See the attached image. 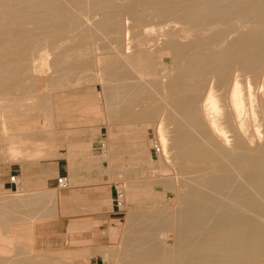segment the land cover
<instances>
[{
	"label": "bare ground",
	"instance_id": "1",
	"mask_svg": "<svg viewBox=\"0 0 264 264\" xmlns=\"http://www.w3.org/2000/svg\"><path fill=\"white\" fill-rule=\"evenodd\" d=\"M67 1L69 2V7L64 5L62 0H4L0 4V51L12 48L11 51H6V55L2 54L3 56L0 57V90L7 83L10 85L8 84L6 88L3 86L5 92L11 87L14 88L20 85V80L18 79L20 71L27 65L29 59L31 65L28 64L38 74L42 73L44 67L48 68L50 63L44 54V47L41 46L43 40L41 41L40 38L44 36L45 38H49V40H53L64 32L74 20L72 10L75 8H80L87 12L93 21L94 31L101 34L102 31L108 28L110 17L113 15L118 16L119 13H122L121 11L127 12L132 17L133 20L131 22L137 21L142 17L140 7L159 15L178 9L182 12V18L196 24H207L206 27L201 29L203 33L204 31H209L207 34L199 35L194 40L187 42L180 41L177 36L167 38L165 48L169 50L173 58H176L178 67L181 69L176 71L171 77L168 76L165 82L162 80L163 75L161 74L163 73L159 72L157 68V64L162 58L160 53L163 49H150V45L152 44L149 43L153 41L150 36L138 39L134 46L129 44L130 48H134L130 52L123 51V49L116 52L115 49L118 47H114V50L110 48L111 51L116 52L113 58L108 56L110 59L104 68L110 80L116 76H124L130 72H134L135 75H138V79H149L156 90L161 89L164 85L166 96L164 98H168V101H165L167 109L163 112V110L160 111V105L148 108L145 106L138 108V106V117L135 119L144 125H146L147 121L152 120L150 123L153 128L154 137L158 141L157 147L159 144L162 147L157 150L161 152V154H158L161 156L163 154L165 159L168 158L167 162L170 163L169 149L174 148L176 152L172 156L179 160L182 169L185 168L180 174L182 176L187 175L186 178L189 179L188 182L187 179L182 178L184 182L187 180V185L182 184L184 185L183 188L186 186L185 191L182 196L180 195L183 197V209L175 214H170L168 211L160 212L161 214L157 218L163 227L165 226L164 229L168 228L175 233L173 237L174 242L171 247L164 250L161 246L162 243L159 245L158 242L153 245H149V242L148 247H144V243L149 240L144 235L138 236L139 238L136 240H131L133 250L131 258L124 260L121 264H264V24H261V21L264 19V4H259L260 0H135L124 6H119L112 0ZM20 3L26 4L27 8L20 7ZM95 14H99L100 18L95 19ZM229 14L251 16L257 26L238 33V35H235L233 39L221 48L227 32L221 27H217L216 24L211 23L220 22ZM246 17L244 19L241 18L240 21L245 20ZM211 19L214 21L205 23ZM131 29H129V34ZM138 30H141V28ZM143 30L145 33L148 31L145 28ZM133 31L131 32L135 33ZM138 32L137 36L139 35ZM121 33H123L122 30ZM133 36L136 37L134 34ZM130 38H132V35ZM134 41L131 42L134 43ZM106 52H109V49ZM90 53L93 54V52ZM58 61L52 62L51 66L58 67ZM26 67L28 68L29 66ZM61 67L63 68V66ZM61 67L59 65L58 69ZM60 72L62 71L60 70ZM165 73L166 71H164ZM46 75L48 76V74ZM133 79H137L136 76ZM98 83L100 82L98 81ZM40 86L42 85L40 84ZM62 86L64 87L65 85ZM49 93L53 94V92ZM46 95L43 96L42 94L38 99L43 103L40 106L47 116V113L49 115L52 112L51 107L53 105L50 103L52 101L49 100L50 97L48 98ZM142 95L139 96V99ZM22 98L20 96L13 97L3 108L7 114L6 117L2 118L0 116V151L3 150L2 152L11 161L19 163L23 162L22 160L26 155L28 157L29 155L31 157L34 155L33 151H31V154L30 151H28L29 154H26L25 150L26 144L30 140L27 134V125L23 121L25 118L23 117ZM138 101L136 104L139 103ZM162 103L160 104L162 105ZM128 106L125 105L120 109L121 111L118 110L119 113L116 116L133 118L136 114ZM141 106L142 104H140ZM52 114L50 115L52 116ZM44 118L46 117L44 116ZM47 121L46 119L44 123ZM44 123H42V126H45L44 128L50 125L48 122L47 125ZM138 126H135L137 130L141 128L140 125ZM261 126L263 135L259 131ZM49 127L52 128L53 126ZM54 127L56 128L55 125ZM69 130H66L65 133L67 134ZM129 130L133 131L132 129ZM50 132L53 134V131ZM142 132L141 129V135ZM75 135H73L74 138L71 135L68 137L66 145L64 144L65 149L67 147L70 149L74 146L73 143L77 141ZM139 135L135 136L139 138L141 136ZM34 136L39 138L40 133H35ZM65 137L67 139V136ZM256 138L258 140L261 138V141L259 140L258 142L259 144H255ZM40 151L38 149L36 153ZM64 152L66 153V151ZM67 152H69V155L73 153L71 150H67ZM36 153L35 155L38 156L39 154ZM62 155L55 153L53 162L58 163ZM85 158L88 157L86 156ZM163 161L165 160L163 159ZM163 168L166 169V164ZM42 170L44 171V177H47L49 172L44 167ZM142 171L144 169L138 172L141 173ZM53 173L56 175V169ZM208 173L213 174V176L208 182L206 181L207 185L198 183L200 182L198 178L197 182L196 177L204 176ZM68 175L73 179V170H70ZM237 176L242 179L239 183L234 182ZM58 178V186L62 187L65 183L64 179L67 180V178ZM108 179L110 180V177ZM14 180L16 181V177ZM123 182L120 180L117 184L120 186ZM73 183L70 182L67 188H72L76 185ZM202 183H205V181ZM123 186L122 188L119 187L121 193L118 196L119 206H122L125 195H129V191H126ZM143 191L144 188H141L138 192ZM144 192L150 193V190H145ZM213 215L217 217V219L214 218L216 219L215 221L214 219H211L213 221L210 220V218L214 217ZM208 217H210L209 222L213 223L207 224ZM176 219L180 221V225L172 226L171 221ZM9 238L7 239L8 242L13 240V237L10 236ZM3 241H6V239ZM126 243L128 244V242ZM127 246L125 245L126 248ZM47 260V258H43L37 264H50ZM23 261L20 259L15 263L21 264ZM5 262L0 259V264H4Z\"/></svg>",
	"mask_w": 264,
	"mask_h": 264
},
{
	"label": "rangeland",
	"instance_id": "2",
	"mask_svg": "<svg viewBox=\"0 0 264 264\" xmlns=\"http://www.w3.org/2000/svg\"><path fill=\"white\" fill-rule=\"evenodd\" d=\"M3 1L0 0V4ZM62 1L64 5L69 7L67 0ZM112 1L119 6H124L135 0ZM260 1L259 4H264V0ZM20 7L27 8L24 3H20ZM140 10L142 17L133 22H131L133 20L132 17L124 11H121L124 13H119L118 16H111L108 28L102 31L101 34L94 31L93 21L87 12L80 8L73 9V24L71 23L64 32L53 40H49V38L44 36L39 37L41 41L43 40L41 46L44 47H42L44 54L50 63L48 68L44 67L46 71L43 68L42 73L38 74L32 70L29 59L28 63L30 65L28 63L26 65L29 67L24 66L20 71V77L18 78L20 85L14 88L11 87L6 92L3 88H6L9 83L7 85L4 84V87L2 86L0 90V116L2 118L7 115L5 109H3L6 104L15 96H20V98L24 96L22 98L23 117L25 118L23 121L27 125V134L30 140L27 142L25 150L26 154H29L28 151H30V154L33 151L32 153L34 154L32 157L31 155L28 157L25 154L23 162L19 163L11 161L2 152L3 150L0 151V259L2 261H7L8 264H16V261L22 259L24 261L21 264H37L39 260L47 258L50 264H121L124 260L131 258L133 251L131 242L143 235L149 240L146 239L148 242L144 243V247H148L149 242V245L158 242L159 245L162 243L161 246L165 250L173 244L174 231H170L167 227V229H164L165 226L163 227L157 218L161 214L160 212L168 211L170 214H175L183 209L184 202L181 196L186 186L183 188L184 185L182 184L187 185V180L189 182V179L186 178L187 175L182 176L180 174L185 168L182 169L179 160L172 156L176 152L174 148L169 149L170 163L167 162L168 158L165 159L163 154L162 156L159 155L161 152L157 150L162 147H160V144L157 147L158 141L154 137L150 123L152 120L147 121L146 125H144L135 119L138 117L139 110L137 109L144 106L148 108L160 105V111L163 110V112L167 109L165 101L167 102L168 98H166L167 100L164 98L166 97L164 85L161 89L156 90L149 79L141 77H139L141 79H138V75H135L134 72L124 76L119 75L110 80L104 68L109 59L116 55L117 51L123 49V51L130 52L134 49L130 47L134 46L138 39L150 36L153 41H150L149 44L152 45L149 48L152 50L163 49L160 53L162 58L160 57L157 68L159 72L163 73L160 74L163 75L162 80L165 82L168 76L171 77L176 71L181 69L178 67L176 58H173L169 50L165 48L167 38L177 36L180 41L187 42L194 40L199 35H205L209 31H204L203 33L201 29L206 27L207 24H196L182 18V12L178 9L160 15L154 14L143 7H140ZM229 15L220 22L211 23L216 24L217 27H221L227 32L221 48L238 33L257 26L251 16ZM94 17L95 19L100 18L99 14H95ZM245 17V20L240 21L241 18L244 19ZM209 21L214 20H207L205 23ZM119 24L120 30L118 28ZM261 24H264V19ZM127 28H132L130 34ZM140 28L141 30H138ZM144 28L148 30L146 33L143 30ZM121 30L123 33H121ZM133 30L135 33L131 32ZM137 32L140 36H137ZM131 35L132 38H130ZM128 36L130 37L128 38ZM81 39L82 41H80ZM131 41H134V43ZM129 44L132 45L130 46ZM114 47L118 48L115 49ZM110 48L115 49L116 52L112 50L113 53H111ZM11 49L8 48L6 51L9 52ZM108 49L109 52H106ZM6 51H0V57L5 53L7 54ZM90 52H93V54ZM55 60H59V65L60 67L63 66V68L58 69L59 65L58 67L51 66ZM69 62L74 63L71 64ZM68 64L71 65L69 66ZM74 64L78 66L75 68ZM64 65L65 68L67 67L66 69ZM159 67L162 68L160 69ZM164 71H166V76H164ZM49 76L54 78L52 79ZM135 76L137 79H133ZM62 85L65 86L63 87ZM49 92H53V94ZM42 94L43 96L47 94L46 96L50 97L49 100H52L50 101L51 105H53L50 114L54 113L52 116L49 114L51 118H49L48 113L47 116L45 115L41 107L43 103L39 101L38 97H41ZM141 95L143 99H141L142 97L139 99ZM112 97L113 99L111 100ZM3 101L6 103L4 104ZM137 101L139 102L138 104H136ZM160 101L164 105L163 103L161 105ZM115 104L117 105L116 109ZM140 104H142L141 107ZM105 105L107 106L105 107ZM125 105H129L136 114L133 118L116 116L119 113L118 110ZM115 110L117 111L114 112ZM113 114L115 115L113 116ZM43 115L46 118L43 119ZM52 118L55 121H51ZM46 119L50 125L44 128L45 126H42V123ZM47 122L44 124L47 125ZM138 125L141 128L137 130L135 126L139 127ZM40 127L43 129H40ZM141 129L144 132V134L142 132V135ZM66 130H69L67 134L65 133ZM50 131H53V134ZM259 131L263 135L262 126ZM35 133H40L39 138L34 136ZM77 133H79L78 136ZM72 134H76L75 139L77 141H74V146L70 149L68 147L65 149L68 137L71 135L74 138ZM54 135L56 138H54ZM135 135L140 137L137 138ZM65 136H67V139ZM259 140L261 141V138ZM259 140L256 138L255 144H259ZM141 143L142 145H140ZM38 149L43 150V152L36 153ZM67 150L73 151L71 153L72 158ZM35 153L39 155L36 156ZM40 153L43 154L41 155ZM55 153L63 154L58 163L53 162ZM86 156L89 159L85 158ZM84 158L85 160H83ZM161 159L165 161L162 162ZM161 163L162 165H160ZM165 164L166 169L163 168ZM58 166L63 169L60 178H67V180L64 179L65 183L62 187L58 186L57 178L55 180L51 179L56 176L53 172L55 169L57 171ZM147 166H150V168L148 169ZM43 167L49 172L47 177H44ZM143 169V173L138 172ZM70 170L74 172L73 179L75 181L68 175ZM11 176H16L17 185L10 182ZM212 176L213 174L208 173L204 176L196 177V180L198 178L200 181L198 182L197 180L198 183L207 185L208 180ZM109 177L110 180L108 179ZM41 178L44 181H41ZM182 178L187 179L185 180L186 183ZM120 180L124 181V186L123 183L120 186L117 184ZM201 181H205V183ZM241 181V177L237 176L234 182L239 183ZM70 182H74L73 184L76 185L72 188H67ZM118 186L120 188L123 186L126 191H129V195H125L122 206H119L118 196L121 193ZM141 188H144V191L150 190V193L138 192ZM213 216L212 218L208 217L207 224L213 223L209 222L211 219H217L216 215ZM171 223L172 226L180 225L178 219L172 220ZM10 236L13 237V240L9 241V243L7 239ZM160 236L162 237L160 238ZM2 239H6V241ZM125 245H128L127 248ZM7 262L4 264H7Z\"/></svg>",
	"mask_w": 264,
	"mask_h": 264
},
{
	"label": "crops",
	"instance_id": "3",
	"mask_svg": "<svg viewBox=\"0 0 264 264\" xmlns=\"http://www.w3.org/2000/svg\"><path fill=\"white\" fill-rule=\"evenodd\" d=\"M63 172V169L61 168V167H57V171H56V176L55 177H53V178H51V179H54L55 180V178H58V177H60V174ZM41 181H44V179L43 178H41Z\"/></svg>",
	"mask_w": 264,
	"mask_h": 264
},
{
	"label": "built area",
	"instance_id": "4",
	"mask_svg": "<svg viewBox=\"0 0 264 264\" xmlns=\"http://www.w3.org/2000/svg\"><path fill=\"white\" fill-rule=\"evenodd\" d=\"M15 177H16V176H11V177H10V182H11L12 184H14V185H17V184H16V181L14 180ZM57 181H58V184H59V178H57Z\"/></svg>",
	"mask_w": 264,
	"mask_h": 264
}]
</instances>
